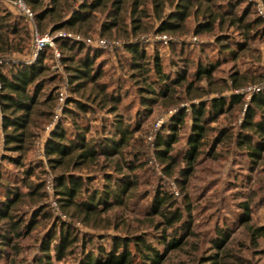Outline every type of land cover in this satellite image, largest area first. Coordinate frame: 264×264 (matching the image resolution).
<instances>
[{
    "label": "trees",
    "instance_id": "1",
    "mask_svg": "<svg viewBox=\"0 0 264 264\" xmlns=\"http://www.w3.org/2000/svg\"><path fill=\"white\" fill-rule=\"evenodd\" d=\"M25 2L34 12L36 29L42 34L50 30L53 33L65 31L83 37L98 35L125 38L123 47L133 58L131 65L134 73L140 76L136 82L139 93L148 97L144 98L145 105L171 107L179 105L181 101H200L192 109L188 151L183 159L172 152L178 141L176 133L188 115L185 109H180L172 120L174 133L167 137L159 136L156 140V156L166 164L167 175L181 172L188 183L204 154L206 142L210 143V155L215 154L217 146L233 145L244 150L255 166L258 162L264 163V90L255 92L246 101L245 94L235 91L244 87L250 78L239 76L237 72L228 80L219 79L216 77L218 62L206 66L199 64L192 75L186 70L172 78L164 70L158 54L150 56L140 42H131L135 37L153 31L152 23L147 22L149 20L159 22L157 32L160 34L190 33L188 21L200 19L202 22L199 21L193 27V33L197 36L213 33L216 28H235L247 38H253V31L256 35H264V19L259 16L248 20L249 10L255 4L250 3L239 12L242 2L232 0ZM170 8L172 10L168 12ZM31 40L32 29L25 18L0 8V60L13 54H27ZM57 42L63 50L61 59L67 73L69 91L88 103L85 105L70 101L75 108H66L64 114L73 121L74 128L59 124L45 144V156L54 177L57 202L62 213L83 225L93 230H113L117 233L111 236L110 247L106 249L97 240L86 241L84 237L81 238L66 223L54 222L50 232L39 240V256L34 258V264H54V258L64 261L75 254L74 249L79 245L81 254L77 264H167L170 253L183 250L193 235L192 225L187 218H192L191 205L186 206L188 210L185 213L172 200L171 195L158 190L147 216L141 222L138 221L142 227L132 224L129 207L131 201L139 197L140 181L135 173L141 167L138 164L141 156L132 151V141L140 128L126 126L121 116L117 115L120 111V96L114 90H109L108 84L101 80L103 71L94 68L99 52H93L90 45L83 41L60 39ZM217 43H221L220 51H227L235 61L240 58V53L244 54L248 49L246 42L236 41L222 32L218 35ZM44 52L34 66L8 63V68H0V109L3 114L5 149L17 154L16 157H5L4 160L19 167L25 165L35 140L52 120L57 105L55 90H49V85L58 76L52 74L47 62L48 52L52 57L55 55L50 49ZM81 53L84 55L78 59ZM152 74L157 76V82L151 80ZM252 81L262 82L263 78H254ZM226 92H230V96H224ZM211 95L217 96L202 100ZM93 104L103 106L110 114L117 115L112 123L116 131L114 134L109 133L110 136L98 140L88 137L90 127L85 124L86 115L92 111ZM231 110L233 115L234 111L244 115L238 128L230 129L223 124L220 128H211V123L218 122ZM210 133L214 134L212 138ZM182 163L186 167L178 171ZM91 173L102 174L104 182L99 186L93 185ZM24 174L27 192L18 186L10 189L6 186V192L0 199V223L4 228V233L0 232V245L15 254L20 251L17 241L25 236L30 237L37 231L41 221H49L52 216L48 208L42 205L47 197L45 182H30L35 174L31 162ZM0 180H4L2 174ZM259 184L263 191L264 179L260 178ZM241 207L244 211L241 222L247 229L251 245L258 247L259 239L264 238V227L252 224L251 203H242ZM147 230L159 233L157 239L164 245V250L154 246L148 238ZM228 241L229 236L225 234L213 241L216 252L209 256V264H233ZM89 244L92 248L87 254ZM235 259L239 264L244 263L239 256Z\"/></svg>",
    "mask_w": 264,
    "mask_h": 264
},
{
    "label": "rangeland",
    "instance_id": "2",
    "mask_svg": "<svg viewBox=\"0 0 264 264\" xmlns=\"http://www.w3.org/2000/svg\"><path fill=\"white\" fill-rule=\"evenodd\" d=\"M14 1L0 0V8L8 10L14 15H19L20 13L17 8L12 5ZM232 1L242 2L238 8L239 12L252 3L246 0ZM260 2L264 5V0H260ZM219 3H222V1H219ZM171 10L170 8L168 12ZM249 11L248 20L259 16L264 19V14L262 15L258 12L256 5ZM199 21L200 19L198 21L194 19L188 21L187 26L190 33L160 34L157 32L159 22L149 20L147 22L152 23L154 27L153 31L141 34L131 42H140L150 56L158 54L164 70L172 78H175L177 73L186 70H189L192 75L199 64L206 66L210 63L218 62L217 78L228 80L232 74L237 72L239 76L250 78L244 87L235 91V93L245 94L246 101L250 99L252 94L257 92L256 88H259L260 91L264 90L263 33L256 35V32L253 31V38H247L244 33H239L235 28H224L223 30L216 28L213 33H204L197 36L193 33V27ZM221 32L232 39L234 38L236 41L247 43V51L244 54L240 53L238 60H233L227 51H220L221 43H217V41L218 35ZM39 34L41 36L48 35L53 41V45H47L39 54V57L47 49L52 51L57 50L60 54V57L57 58L56 56L52 57L51 53L48 52L49 60H47L51 66L52 74L58 76L56 81L51 85L48 84L49 90H55L57 105L54 109L52 120L44 126L38 139L35 140L32 151L24 162L25 165L20 167L8 160H4L5 157H16L17 154L5 149V136L2 125L3 114L0 109V174L4 177V180H0V199L6 192V186H9V189L10 187L18 186L23 192H27L24 181V170H26L31 162L34 166L35 174L30 179V182H45L47 197L42 202V205L48 208L52 216L49 221H41V225L37 231H34L30 237L25 236L17 241V244L20 246L18 254L12 253L9 249L0 245V264H34V258L39 256V240L50 232L54 222L66 223L77 234H80L81 238L84 237L86 241L91 239L97 240L98 244L106 249L110 247L111 236L117 233L113 230H93L83 225L81 222L62 213L57 202L54 177L48 167L45 156V144L59 124H63L69 129L74 128L73 121L64 114L66 108H75L74 104H71L70 101L88 104L85 99L73 95L69 91L67 73L61 59V52L63 50L57 42L60 39L66 41L67 39L80 40L83 42L87 39L91 40V43L85 42V44L90 45L93 52H99V58L95 61L94 68L103 71L104 76L101 80L108 84L109 90H114L120 96V111L117 115L121 116L126 126L129 125L132 129L136 127L140 128L135 133L132 141V151L138 152V155L141 156V161L138 163L141 164V167L135 173L140 181V193L139 197L131 201L129 207L132 224L142 227V224H139L138 221L141 222L147 216L150 204L158 190L171 195L172 200L176 201L185 213L188 210L186 206L191 205L192 218H187L192 225L191 233L193 235L188 239V244L183 250L170 253V259L167 261V264H209L207 261L209 256L216 252L213 241L221 234L229 236L228 251L233 254V264H239L235 259L237 256L243 258V264H264V238L259 239L258 247H253L247 229L241 222L244 215L241 204L249 202L252 208V224L264 227V189L261 191L259 184L260 178L264 179V163L258 162L255 166L254 163L250 162L244 150L233 145L217 146V148L215 147V154L210 155L208 154V151L211 150L210 143L206 142L203 149L204 154L199 159L196 170L190 176L188 183L185 182L181 172L172 176L167 175L165 171L167 168L166 164H163L156 156V140L159 136L167 137L171 133H174L171 124L172 120L180 109H185L188 115L186 116L184 125L176 133L178 141L173 146L172 152V154L178 155L180 159H183L188 151L187 140L192 123V109L200 101L195 100L190 103L181 101L179 105L171 107L158 104L153 107L145 105L144 98L148 97L139 93L136 82L140 76L134 73L132 69L133 58L123 47V44L126 42L123 37L110 38L98 35L83 37L65 31L53 33L50 30L43 34L39 32ZM100 41L104 43L101 44ZM224 43L229 44L227 41H224ZM230 45L234 49L236 48L235 45ZM31 47L32 40L27 54H13L2 59V64H0L1 70L8 68V63L17 66L21 64L34 66L37 64V61L31 62ZM64 52L65 54H70L67 51ZM83 55L81 53L78 59ZM258 77H262L263 81H252V79ZM151 80L157 82V76L152 74ZM60 92L63 93L65 102L62 105V111L58 112L57 109L60 107ZM230 94V92H226L223 95L228 97ZM216 96H207L202 100H210ZM91 106L92 111L86 115L85 123L89 124L90 127L88 137L98 140L104 136H110L109 133L114 134L116 131L112 123L117 115L110 114L107 108H103V106L96 104ZM237 112L234 111L235 114L233 115V110H231L227 115L221 117L218 122L211 123V128H220L221 124L228 126L230 129L233 127L238 128L244 115L242 112ZM56 115H58L57 118ZM210 134L212 138L214 134ZM185 167V163H182L178 171L185 169ZM92 177L94 178L93 185L95 186H99L104 182L102 174L94 173ZM48 182L53 186L50 191L46 188ZM25 210L27 212V208ZM28 214H30L29 210ZM1 226L2 223H0V232L4 233V228L2 229ZM146 233H148L149 240L152 241L156 248L165 249L164 245L159 243L157 239L159 233L156 234L155 230H147ZM1 241L2 239H0ZM79 246L74 249V255L69 256L61 262L54 258L53 263L77 264V258L81 254ZM87 246L88 251H86L88 254L92 245L89 244ZM8 255L9 257L7 258Z\"/></svg>",
    "mask_w": 264,
    "mask_h": 264
},
{
    "label": "built area",
    "instance_id": "3",
    "mask_svg": "<svg viewBox=\"0 0 264 264\" xmlns=\"http://www.w3.org/2000/svg\"><path fill=\"white\" fill-rule=\"evenodd\" d=\"M254 3L257 6L258 12L260 14H264V5L260 2V0H246ZM12 5H14L19 13L25 18L26 22H28L32 29V47H31V62H35L38 60L39 54L46 48L47 45L52 46L53 41L48 35L41 36L36 29L35 23H34V12L31 10V8L27 5L25 0H15L12 2ZM80 41V40H77ZM91 43L90 39H87L84 41ZM101 44L104 43L103 41H100ZM55 56L58 58L60 57V54L57 50L54 51ZM2 60H0V64ZM1 85V84H0ZM257 92H260L259 88H256ZM59 100H60V107L57 109L58 112L62 111V105L64 104L65 97H63V93L60 92L59 94ZM58 115H56V118ZM46 188L50 191L52 190L53 186L50 182L46 184Z\"/></svg>",
    "mask_w": 264,
    "mask_h": 264
}]
</instances>
